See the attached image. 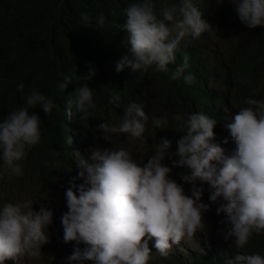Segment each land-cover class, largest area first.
I'll list each match as a JSON object with an SVG mask.
<instances>
[{
  "label": "clouds",
  "instance_id": "clouds-1",
  "mask_svg": "<svg viewBox=\"0 0 264 264\" xmlns=\"http://www.w3.org/2000/svg\"><path fill=\"white\" fill-rule=\"evenodd\" d=\"M230 2L248 28L264 26V0ZM67 11L68 17L81 20L82 28L96 33L122 25L127 51L114 61L117 72H151L158 91L163 82L180 80L182 89L170 91L185 101L198 86H220L217 65L228 58L224 51L216 45L202 50L184 46L219 32L218 14L202 15L195 0H71ZM119 17L122 21L105 24ZM95 72L89 66L85 73L65 77L77 86L67 96L64 113L70 120L90 118L80 133L68 125L60 129L67 143L72 138L84 144L113 140V146L50 160L42 155L52 154L59 128L45 126L30 109L39 106L49 115L60 106L51 95L25 92L22 81L16 84L24 104L0 118V178L8 176L0 179V264H30L43 245L55 240L75 242L65 258L69 264H149L153 247L161 264H177L169 250L206 232V211L216 203L215 211L224 214L221 222L227 225L220 230L223 239L236 249L224 264H264V254L245 248L254 234H264V98L247 97L239 110L222 98L218 124L200 111L174 114L178 137L172 142L164 132L171 111L160 110L153 101L93 91L87 81ZM214 126L225 130L223 147L214 139ZM156 132L150 154L143 147L132 154L116 143L121 133L128 134L127 141L144 142ZM29 153L40 154L46 168L28 179L36 196L51 191L65 205L62 227L50 236L53 210L36 200H17L27 187L22 162ZM210 244L213 240L204 238L190 260Z\"/></svg>",
  "mask_w": 264,
  "mask_h": 264
},
{
  "label": "trees",
  "instance_id": "trees-1",
  "mask_svg": "<svg viewBox=\"0 0 264 264\" xmlns=\"http://www.w3.org/2000/svg\"><path fill=\"white\" fill-rule=\"evenodd\" d=\"M224 1L229 4L226 5V14H234L230 0ZM70 2L71 0H0V118L5 117L10 109L24 104V97L16 89L18 82L24 83L25 92L39 90L51 95L60 106L59 110L53 109L47 115L37 106L30 111H35L45 126L59 128L58 139H54L51 152L63 157L68 153L73 154V146L82 143L72 137L71 143H67L68 137H64L60 126H71L80 133V126L90 118L86 121H81L79 117L70 120L64 113L67 96L74 93L77 86L74 81H65L66 76L85 73L89 66L94 67L95 75L87 81L93 91L124 94L125 100L137 102L148 101L137 84L142 81L150 86L153 84V80L149 78L151 72L132 73L127 68L115 71L114 61L127 51V48L122 47V25L99 33L95 32V28H82L80 19L68 17ZM222 20L223 18L219 21ZM113 21H122V18H115L105 24ZM231 26L241 30V26L235 21H232ZM257 29L264 31V26L253 27L251 35L256 36ZM223 51L227 59L236 61L249 78L258 75V81L264 84V41L249 51V59L252 60L250 63L245 62L243 57L238 60L239 54H230L229 49ZM62 82L65 83V88L60 87ZM182 87L181 81L177 80L163 82L159 91H152L168 96L169 101L173 102L178 96L182 97L174 95L176 93L170 90H181ZM164 103L168 104V100ZM48 155L50 154H43V159ZM40 156L38 153H29L22 166L36 164L44 171L46 168ZM229 246L231 251L235 250L233 244ZM249 247L252 248L248 252L264 254V234ZM232 255L215 249L212 244L205 245L204 251L191 264H224ZM152 264L161 263L156 260Z\"/></svg>",
  "mask_w": 264,
  "mask_h": 264
},
{
  "label": "bare ground",
  "instance_id": "bare-ground-1",
  "mask_svg": "<svg viewBox=\"0 0 264 264\" xmlns=\"http://www.w3.org/2000/svg\"><path fill=\"white\" fill-rule=\"evenodd\" d=\"M195 3L200 8L202 15L205 13L211 14L212 11H215L219 16V20L222 18L223 20L219 21L218 23L219 32L216 35L210 36L207 40H192L190 43L184 46L195 47L202 50L204 46H207V48H212V45H216L221 51L224 49H229L228 53L231 52L230 54H239L237 56L238 60L243 57L245 62L250 63L252 60L249 59V51L264 41V31L262 29H257V35H251L253 28H248L239 20L235 6L231 2L230 5L234 14H226V5L229 6V4H226L224 0H222V3L219 4L214 3L213 0H195ZM232 21L238 23L241 26V30H236L234 27H232ZM207 37L208 34L205 33V38ZM217 73L220 75V86L213 87L211 84L198 86L188 101H185L178 96L176 101L170 102L168 96L154 93L152 90L157 89L150 86L146 81H142L137 84L139 90L145 94L148 101L155 102L160 110L171 111V117L168 119L169 127L164 128V132L166 137L172 140V142L178 137V133L176 129H174L176 128V120L173 119L174 114L182 115L190 111H200L208 114L209 116L215 117L218 124L220 117L223 115V110L220 108V101L222 98L228 99L229 103L234 107V109L237 110H239L238 107L245 106V99L247 97L252 96L255 98H264V84L258 81L260 80L258 75L249 78L246 73L240 69L239 64L236 61H229L227 58L223 61H219L217 65ZM166 99L168 100V104L164 103ZM68 123H70V121ZM215 126L214 132L216 135L214 139L223 147L225 130L221 126L216 129ZM127 140V133H121L120 137H116V143L129 147L132 150V154L138 152L137 150H140L141 145L139 144L141 141L136 140L138 144H134L133 142V145H131ZM101 143H104L105 147H112L114 141L104 140L99 144L88 143L87 145L83 143H77L73 146L72 153L76 154L78 152H88L87 150L90 147H101ZM55 157L56 156L54 154H50L46 159L50 160ZM22 169L26 171V175L22 177L23 179L25 178L33 180L43 172L36 164H25L22 166ZM35 200L38 201L40 207L43 204L53 210V222L48 226V233L49 236L57 233L54 231L59 230V228L62 227L60 217L64 213L65 208L61 198L49 191L45 194L37 196ZM217 206L218 205L216 203L214 208L210 207L206 211V214L209 217L205 219L207 223L206 232L198 231L193 240L188 242H184L182 240L179 245H173L168 253L169 257L172 258V261H175L177 264H191V256L201 245L202 240L207 237L213 240V247L215 249L234 255L236 249L233 251L230 250L229 245L232 244L231 241L224 240L220 231L221 229H226L227 225L221 222L224 219V214L216 213L215 209ZM261 235L262 234H254L253 237L250 238L245 248L247 249L249 246H252L255 240H260ZM74 243V241L58 244H56V242H50V244L43 245L39 258L42 257L41 260L50 258L53 261L61 262V264H69L65 258L72 253ZM54 246L56 251H53ZM80 247H84L83 243H81ZM51 249L52 251H50ZM151 250L153 253L149 264H152L160 256L158 252H155V247H153ZM44 251L45 253L43 254ZM34 263L37 262L32 259L30 264ZM86 264H91V261H86Z\"/></svg>",
  "mask_w": 264,
  "mask_h": 264
},
{
  "label": "rangeland",
  "instance_id": "rangeland-1",
  "mask_svg": "<svg viewBox=\"0 0 264 264\" xmlns=\"http://www.w3.org/2000/svg\"><path fill=\"white\" fill-rule=\"evenodd\" d=\"M150 115V114H149ZM229 115V114H228ZM151 116V115H150ZM158 138V135H157V132H156V135H155V138L151 135H148L146 137V140L144 142H141L139 145H141V147H143V151L144 153L146 154H150L152 153V149H151V145L152 143L154 142V139L155 141L157 140ZM131 145H133V142L134 144H138V142L136 140L134 141H128ZM101 147H105L104 146V143H101ZM139 159V158H138ZM8 176L5 174L2 178L0 179H6ZM37 198L36 196V190L35 188L31 185L30 181L27 179V187H26V190L21 194V196L18 197L17 200H22V199H30L32 201H34L35 199ZM6 200L5 197H2L1 198V201H4ZM56 237V235H54ZM56 242V240L54 241ZM151 245H152V242H151ZM53 251H56V248L54 246V250ZM56 253V252H54ZM34 260L36 259H39V256H37L36 258L34 257L33 258ZM37 261V260H36ZM34 264H61V262H57V261H53L51 260L50 258H46L44 260H42L41 263H34Z\"/></svg>",
  "mask_w": 264,
  "mask_h": 264
}]
</instances>
